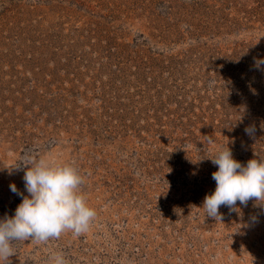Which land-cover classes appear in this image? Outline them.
Instances as JSON below:
<instances>
[{"label": "rangeland", "instance_id": "1", "mask_svg": "<svg viewBox=\"0 0 264 264\" xmlns=\"http://www.w3.org/2000/svg\"><path fill=\"white\" fill-rule=\"evenodd\" d=\"M259 59L264 0H0V218L25 153L77 167L97 213L10 264H264V205L202 207L222 146L264 158Z\"/></svg>", "mask_w": 264, "mask_h": 264}, {"label": "clouds", "instance_id": "2", "mask_svg": "<svg viewBox=\"0 0 264 264\" xmlns=\"http://www.w3.org/2000/svg\"><path fill=\"white\" fill-rule=\"evenodd\" d=\"M260 65H264V59L256 61V66ZM255 131L254 126L245 129L249 136ZM211 161L217 170L212 173L215 189L205 195L202 203L206 216L221 221L220 208L236 210L237 202L246 206L254 199L264 205V158L249 159L242 164L234 159L226 144ZM21 162L28 195L20 192L15 184L10 185L11 191L22 200L14 215L0 218V264H10V257L15 255V242L30 239L47 242L69 230L80 235L89 229L97 215L82 191L84 178L72 163L37 159L29 153L24 154ZM49 264H68V261L61 251L50 256Z\"/></svg>", "mask_w": 264, "mask_h": 264}]
</instances>
